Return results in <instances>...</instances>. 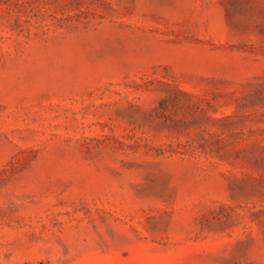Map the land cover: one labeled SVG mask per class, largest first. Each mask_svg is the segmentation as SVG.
I'll return each instance as SVG.
<instances>
[{
  "label": "rangeland",
  "instance_id": "374dc122",
  "mask_svg": "<svg viewBox=\"0 0 264 264\" xmlns=\"http://www.w3.org/2000/svg\"><path fill=\"white\" fill-rule=\"evenodd\" d=\"M0 264H264V0H0Z\"/></svg>",
  "mask_w": 264,
  "mask_h": 264
}]
</instances>
